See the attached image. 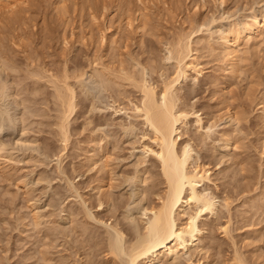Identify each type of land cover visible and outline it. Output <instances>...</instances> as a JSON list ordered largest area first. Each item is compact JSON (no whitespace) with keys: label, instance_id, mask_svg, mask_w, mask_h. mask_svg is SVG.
<instances>
[{"label":"rangeland","instance_id":"374dc122","mask_svg":"<svg viewBox=\"0 0 264 264\" xmlns=\"http://www.w3.org/2000/svg\"><path fill=\"white\" fill-rule=\"evenodd\" d=\"M6 2L0 0V264H121L111 262L105 233L116 224L127 241L135 239L138 213L157 196L137 195L134 175L147 169L149 190L159 167L153 156L138 155L145 126L125 112L137 88L122 80L105 89L91 65L146 71L161 85L175 72L167 48L181 36L193 37L202 72L183 82L180 105L202 113L206 127L197 132L191 120L188 136L196 158L212 169L207 187L220 203L218 220H202L205 249L163 264H242L239 255L243 264H264V36L257 46L242 41L234 71L221 37L254 14L263 18L264 0H27L13 11ZM65 84L75 90L76 107L66 144L55 96ZM229 106L238 122L225 115ZM129 121L133 134L123 129ZM227 131L238 139L232 151L219 138ZM95 148L108 159L100 173ZM103 183L102 192L93 187Z\"/></svg>","mask_w":264,"mask_h":264},{"label":"bare ground","instance_id":"6f19581e","mask_svg":"<svg viewBox=\"0 0 264 264\" xmlns=\"http://www.w3.org/2000/svg\"><path fill=\"white\" fill-rule=\"evenodd\" d=\"M8 1L5 7L7 11H13L19 6H22L27 0ZM219 1L223 2L225 0ZM213 20H215V18L212 19V22ZM200 29H202V24L199 26L198 30ZM263 36L264 17L262 18L257 14L251 16L250 21L242 22L238 28L234 27L233 29L231 27L226 34L221 36L223 39L222 51L227 57L231 70L234 71L238 69V64L241 59L240 47L241 44H243L242 41L246 40V42L250 43L252 46H257L259 40ZM181 37L175 44H170V47L168 46L167 48L169 54L167 60L174 61L175 72L169 77H163L161 85L159 83L161 86L160 88H158L159 85L157 83L151 82L148 79L146 71H142L143 75L140 72V74L136 76L133 71L131 72V70L129 71L121 67L119 69L121 75H119V73H115L116 70L107 65L101 66V64L97 62L91 65L93 75L101 82L105 89L114 90L113 88L117 85H122L120 82L124 80L127 82L129 81L128 83H131V85L133 84L134 87L137 88L140 93L138 99L135 101L130 99L132 104L130 109L132 112H125L128 113L130 117L133 116L142 120L145 130L141 136V150H139L140 153L138 155H141L143 158L145 156H153L154 162H156V165H154L159 167L158 176H160L159 182L157 184L154 183L155 185L150 186L148 190L145 188L146 186H143L144 182L149 178V176L146 177L145 174L143 176V173H146L147 169H142L144 171H137L136 175H134L135 182L138 183L136 194L147 197L148 193H150V196H157L155 197L157 201H155V199L150 200L147 197L149 203H146L147 205H144V207L142 206L143 208L140 210L141 213H138L139 217H141V215L143 216L141 217V222L143 224H139L140 222L136 223L138 224L137 228L134 225L136 221H133L134 228H137L135 239L133 238V240L130 241L128 239L127 241L126 234L122 228L118 227L115 223V225H109L112 231H107L109 234L105 233L108 239L107 244L104 243L107 245V252L111 254V262L119 260L121 264H163L165 259L176 260L181 254L189 253L191 255L193 251L196 253L202 252L207 244L203 241L206 227L204 222L206 223V221L204 220L203 222L202 220L206 216H210L211 220L214 218L213 221L218 217L220 200L218 196L212 193V191H209V187H207V183L212 180V169L209 168L208 165L207 167L206 163L199 162L200 160L196 158L195 155H197L198 152L194 146V138L188 136V130L191 129V120L195 123L194 126L196 125L195 130L200 132V130L206 127L204 118L201 115L202 113L198 112L199 110L194 109L195 107L190 106L192 108L188 109V107H185L187 105L184 107L180 105V103H182V97L179 94V90L181 86H183V82L188 80L192 72L195 73L196 76L202 72V68L199 67L198 58L196 57V51L198 49L193 45V37ZM102 38L104 39V35H102ZM68 77L69 75H66V78ZM193 80L196 82V77H194ZM80 81V78H78V82ZM56 89L55 96L60 101V107H62V111H60L61 116H59L60 123H57H59L58 128L60 129L59 133L62 136L61 138L66 144L69 139L67 133L69 118L76 108L75 90L72 86H69V84H65L64 87H57ZM92 108L93 110L98 108L95 102L92 104ZM121 110L122 109H116V112ZM225 115L233 122L239 121L237 113L233 111L230 106L227 108ZM89 122L91 121L89 120ZM129 122V125H124V127H126H123V129L127 130V132L129 130V134L133 131L131 132V134H133L136 130V126L132 121ZM211 126L212 124L207 126L206 129L209 130ZM186 134L188 138L183 139L182 136ZM200 134L203 135L202 132ZM205 134L208 135L207 133ZM221 134L222 136L219 138L223 140V147L232 151V148L237 146L238 139L236 140V136L230 131ZM100 151L102 152V150ZM99 154L100 152L97 151V148L93 149L91 154L93 166L98 167L97 173L104 171V169H106L105 167L109 166L107 164L108 159L102 160L104 157L103 154L98 158ZM143 160H141L140 163ZM98 175L100 174H97V176ZM98 180L99 182L102 181L101 178H98ZM160 184H164L163 188L159 187ZM105 185L106 184L103 183L93 187L99 189V192H102L104 187L107 186ZM229 196L228 194V196H224L225 198L223 197L224 206L227 208L230 204V201H228L230 198ZM102 203L103 201L100 200V205H102ZM129 211H127V213H129ZM130 214L129 216H131ZM34 217L35 221H37L38 216L36 213ZM131 217L134 218V216ZM100 219L101 217L99 221ZM222 228L224 232L227 233L229 224H224ZM235 251L237 252V250ZM235 255L237 254L235 253ZM239 256H235V258H239L238 260L236 259V261L243 264L245 260L242 261L241 256ZM174 262L175 261H173V263Z\"/></svg>","mask_w":264,"mask_h":264}]
</instances>
